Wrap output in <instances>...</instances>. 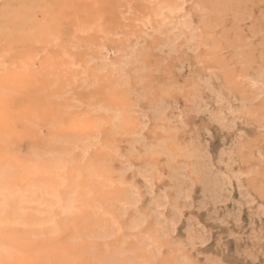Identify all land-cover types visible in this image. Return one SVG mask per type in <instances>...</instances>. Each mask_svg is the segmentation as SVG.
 <instances>
[{"label": "rangeland", "instance_id": "1", "mask_svg": "<svg viewBox=\"0 0 264 264\" xmlns=\"http://www.w3.org/2000/svg\"><path fill=\"white\" fill-rule=\"evenodd\" d=\"M1 189L0 264H264V0H0Z\"/></svg>", "mask_w": 264, "mask_h": 264}, {"label": "bare ground", "instance_id": "2", "mask_svg": "<svg viewBox=\"0 0 264 264\" xmlns=\"http://www.w3.org/2000/svg\"><path fill=\"white\" fill-rule=\"evenodd\" d=\"M50 98H51V97H50ZM116 188H117V187H116ZM2 191H3V189L0 190V194L2 193ZM116 191H117V190H116ZM51 192H52V191H51ZM51 192H50V193H51Z\"/></svg>", "mask_w": 264, "mask_h": 264}]
</instances>
